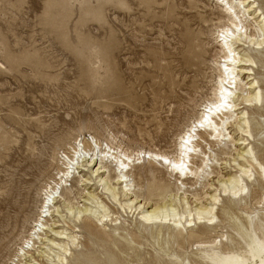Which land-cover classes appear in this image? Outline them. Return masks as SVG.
Returning a JSON list of instances; mask_svg holds the SVG:
<instances>
[{
  "label": "bare ground",
  "instance_id": "6f19581e",
  "mask_svg": "<svg viewBox=\"0 0 264 264\" xmlns=\"http://www.w3.org/2000/svg\"><path fill=\"white\" fill-rule=\"evenodd\" d=\"M208 1L179 3L190 33L181 56L186 77L177 85L192 96L204 94V101L174 151L104 147L95 135L82 137V127L63 150H54L31 225L5 264H98L80 250L88 245L80 229L88 241L115 246L121 239L137 246L141 236L162 241L166 264H264V0ZM209 67L214 73L205 94ZM184 99L178 95L176 103ZM146 160V175L136 181L132 171ZM143 179L144 192L136 189ZM129 218L136 228H128ZM168 246L182 253H168ZM160 258L152 261L164 264Z\"/></svg>",
  "mask_w": 264,
  "mask_h": 264
},
{
  "label": "rangeland",
  "instance_id": "374dc122",
  "mask_svg": "<svg viewBox=\"0 0 264 264\" xmlns=\"http://www.w3.org/2000/svg\"><path fill=\"white\" fill-rule=\"evenodd\" d=\"M179 3L0 0V264L7 263L31 225L39 188L55 166H49L54 150H63L82 127V137L95 135L104 147L174 151L178 134L204 101V94L192 96L177 85L186 77L182 57L190 33ZM206 73L200 82L205 94L214 72L209 67ZM178 95L185 102L176 103ZM60 137L65 142H58ZM146 163L132 171L136 181L141 172L145 177ZM224 167L217 166L229 170ZM144 179L137 190L145 191ZM128 220V228H136ZM80 232L81 241L88 242L80 250L98 264H112L114 256L122 264H139L141 258L140 264H161L152 261L157 256L166 264L169 259L160 250L167 244L149 236L136 238L137 246L126 239L115 246L111 240L88 241L89 233ZM168 247V253H182Z\"/></svg>",
  "mask_w": 264,
  "mask_h": 264
}]
</instances>
